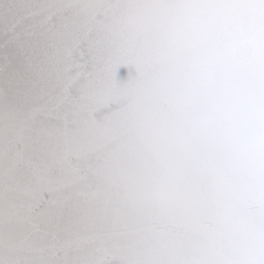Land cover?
Returning <instances> with one entry per match:
<instances>
[{
    "label": "snow or ice",
    "instance_id": "obj_1",
    "mask_svg": "<svg viewBox=\"0 0 264 264\" xmlns=\"http://www.w3.org/2000/svg\"><path fill=\"white\" fill-rule=\"evenodd\" d=\"M145 35L137 72L186 55L199 81L118 110ZM241 71L264 86V0H0V264H264V165L227 170L222 140L201 162L176 131L117 143ZM169 151L180 169L142 174Z\"/></svg>",
    "mask_w": 264,
    "mask_h": 264
},
{
    "label": "water",
    "instance_id": "obj_2",
    "mask_svg": "<svg viewBox=\"0 0 264 264\" xmlns=\"http://www.w3.org/2000/svg\"><path fill=\"white\" fill-rule=\"evenodd\" d=\"M150 36H141L134 40L127 49L130 68H121L119 73L120 97L123 108L133 110L153 98L163 96L171 103H181L187 99L189 89L200 78L198 71L192 68V61L186 55H176L153 66L145 72H137L134 65L138 54L151 44ZM209 71L217 72L219 66L209 58ZM220 101L219 111L226 112L229 106L233 111L230 122L214 124L209 127L192 128L191 122L196 119L197 110L209 111L212 104ZM264 86L257 75L250 71H241L230 78L219 80L208 89L204 103L191 106L182 114L166 113L150 117L141 122L129 117L123 133L117 143L127 146L138 140L150 138L154 133L176 131L180 133L181 146L187 147L197 138H202L200 159L203 162L212 152L217 140L224 144L223 163L227 170L237 171L241 167L264 165V148L254 154H239L238 136L248 135L251 129L264 133ZM148 163L141 169L142 174L159 179L175 173L181 168V162L174 152L152 153L146 156Z\"/></svg>",
    "mask_w": 264,
    "mask_h": 264
},
{
    "label": "clouds",
    "instance_id": "obj_3",
    "mask_svg": "<svg viewBox=\"0 0 264 264\" xmlns=\"http://www.w3.org/2000/svg\"><path fill=\"white\" fill-rule=\"evenodd\" d=\"M220 101L213 103L209 111H204L203 109L197 110L196 119L191 122L193 130L196 127H209L214 124H225L227 125L233 116V111L231 106L226 112L219 111ZM264 119V115L260 116ZM237 142L239 144V154H254L260 149L264 148V133H256L255 131L249 129L248 135L245 137L243 134L238 136Z\"/></svg>",
    "mask_w": 264,
    "mask_h": 264
}]
</instances>
